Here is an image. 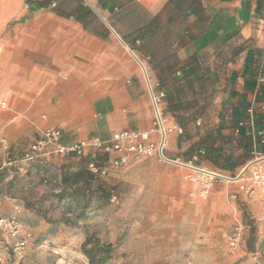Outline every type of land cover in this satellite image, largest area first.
Listing matches in <instances>:
<instances>
[{
    "label": "rangeland",
    "instance_id": "rangeland-1",
    "mask_svg": "<svg viewBox=\"0 0 264 264\" xmlns=\"http://www.w3.org/2000/svg\"><path fill=\"white\" fill-rule=\"evenodd\" d=\"M118 10L111 26L135 53L134 59L130 56L131 61L124 57L126 51L118 39L119 48L69 39L60 44L64 54L37 58L19 54L26 43L0 38V92L9 103L4 114L10 116L11 126L21 127L14 132L18 136L15 141L6 135L0 137L7 141L10 152H3L0 161L15 167L6 174L7 178L35 170L38 185L48 187L59 176L55 167L62 173L65 170L69 178L86 172L84 159L64 158L72 159L68 170L53 162L62 157L43 163L23 160L24 150L45 130L37 129L34 123L30 125L27 112L34 100H61L65 105L77 93L83 97L86 90L98 85L100 94L106 95L119 75V67L136 70L153 109L155 97L165 121L162 102L166 91L174 87L168 66L177 63L170 46L180 40L179 27L175 21L161 17L153 20L135 4ZM62 29L68 35L72 32L69 27ZM107 51L113 56L102 53ZM153 52L160 55L159 63L149 59ZM30 60L40 65L33 72L24 68ZM198 86L200 97L188 109L215 117L217 91L202 82ZM55 89L58 96L52 97ZM181 93L188 98L191 90ZM155 121L154 114V125ZM28 125L34 128L33 132H29ZM183 133L185 140L181 138L180 142H190L181 153L170 151L167 145L165 155L173 163L163 162L158 156H130L126 166L112 169L106 178L86 181L83 176L77 182L68 181L58 192L23 200V207H15L10 214L0 210V221L14 218L20 230L12 236L0 224V264H90L82 251L87 235H94L102 245L111 247L110 254L103 256L105 264H264V209L257 201L232 198L239 188L238 176L207 170L223 178L214 181L207 199H201L191 195L196 187L186 179L189 171L179 165L191 161V166L204 169L207 159L199 151L212 143H222V138L215 133ZM230 148L225 142L219 165L211 162L217 169L225 164L223 158ZM236 226H241V241L232 249L228 236ZM27 234H31L27 246L16 250Z\"/></svg>",
    "mask_w": 264,
    "mask_h": 264
},
{
    "label": "crops",
    "instance_id": "crops-1",
    "mask_svg": "<svg viewBox=\"0 0 264 264\" xmlns=\"http://www.w3.org/2000/svg\"><path fill=\"white\" fill-rule=\"evenodd\" d=\"M134 4L153 18L175 21L181 33V41H174L170 46L177 60L171 75L174 87L166 91L165 96L162 94L164 122L166 128L173 130L167 136L170 151L178 154L183 146L189 145L190 141L180 142L184 139L183 132L218 134L222 143L215 144L214 150L223 147L225 142L231 147L226 156L231 158L234 171L219 170L209 160L205 161L204 169L239 176L251 163L264 157V111L261 109L264 102V0H0V38L26 43L27 47L19 54L37 58L64 54L60 44L69 39L119 48L118 39L126 51L124 57L131 61L130 56L135 57V53L114 31L111 20L119 8ZM61 27H69L72 32L68 35ZM106 27L112 33H108ZM52 41L55 42L53 47ZM90 51L92 53V49ZM102 53L113 56L110 51ZM39 67L31 60L24 66L29 72ZM117 72L119 75L106 95L100 94L98 85L86 90L83 97L78 93L72 96L65 105L61 100H34L27 112L28 122L34 123L37 129L61 128L63 141L68 145L93 136L108 139L126 129L154 130L156 112L138 73L131 67H119ZM198 82L217 91L215 117L185 110L200 97ZM183 90H191L190 97L182 94L176 97L177 92ZM169 93L182 108L174 111L169 108ZM55 96H58L56 89L52 92V97ZM41 116L47 120L43 121ZM9 119L8 114L1 116L0 137L6 135L15 141L18 136L14 132H19L21 127L11 126ZM178 127L182 134L174 131ZM33 130L31 127L29 132ZM152 137L157 139L158 136L153 133ZM71 160L56 158L53 162L68 170ZM11 170L15 167L0 161V210L4 214L23 207V200H34L65 187L62 177L67 172L62 173L56 167L59 176H55V186L48 187L38 185L35 170L28 169L7 178Z\"/></svg>",
    "mask_w": 264,
    "mask_h": 264
},
{
    "label": "built area",
    "instance_id": "built-area-1",
    "mask_svg": "<svg viewBox=\"0 0 264 264\" xmlns=\"http://www.w3.org/2000/svg\"><path fill=\"white\" fill-rule=\"evenodd\" d=\"M153 103L156 112L155 126L157 127L154 130L126 129L114 133L109 141H103L100 137L93 136L68 145L63 141L64 132L61 128H46L39 138L24 150L23 160L25 162L43 163L53 157L85 159L87 160L88 171L96 179L106 178L112 169L126 166L130 156L137 159L158 156L163 162L173 163L165 155L168 145L167 136L173 130L166 128L155 97H153ZM8 109L9 103L0 92V117ZM261 109L264 111V102ZM175 130L182 134L181 128L178 127ZM153 133L157 134V139L152 137ZM3 152L10 154L7 141L0 139V155ZM191 164L179 163L189 171L186 179L196 187L191 195L207 199L214 181L223 177L205 169L193 167ZM237 181L239 188L232 198L242 197L245 200L257 201L264 209V157H260L246 167L237 177ZM114 199L116 197H113ZM0 224H4L12 236L19 234V226L14 218L6 221L1 220ZM241 230V226H236L231 235L228 236L232 249H236L240 244ZM30 238L31 234H27L21 239L16 250H23ZM0 261H2L1 256Z\"/></svg>",
    "mask_w": 264,
    "mask_h": 264
},
{
    "label": "trees",
    "instance_id": "trees-1",
    "mask_svg": "<svg viewBox=\"0 0 264 264\" xmlns=\"http://www.w3.org/2000/svg\"><path fill=\"white\" fill-rule=\"evenodd\" d=\"M156 18L157 17L153 18V20H156ZM149 59H151L152 63H154V62L159 63L160 55L153 52L149 55ZM173 66H174L173 64L168 66V74L170 76L172 75ZM189 83L193 87L192 82H189ZM181 92L182 91L177 92L176 97H180L182 94ZM168 96H169V103L171 102V104L169 105V108L171 110L174 111L175 109H180L183 107L181 105V103L175 102L174 98H172L174 95L172 96V94L169 93V94H167V98H168ZM187 109H188V107L185 108V110H187ZM214 145L215 144L212 143L208 147L201 149L199 151V154L204 155L205 158L207 160L211 161L213 164L219 165V160L221 159V155L223 153V147H218V148H215V150H214ZM223 159H224L225 164L223 166H221V169H228L229 171H234V169L231 167V165H232L231 158L229 159V157L225 155ZM85 164H86L85 165L86 172L85 171L77 172V173L71 175L70 178L63 176V178H62L63 185L68 184V181H70V180H72L73 182H77V180L83 176H86V181L96 179L87 169V160H85ZM110 250H111V247L109 245H106V246L102 245L100 243V240L98 238H96L94 235H87L85 242L83 243V246H82L83 254L88 258L90 264H105V258H103V256L109 255Z\"/></svg>",
    "mask_w": 264,
    "mask_h": 264
},
{
    "label": "bare ground",
    "instance_id": "bare-ground-1",
    "mask_svg": "<svg viewBox=\"0 0 264 264\" xmlns=\"http://www.w3.org/2000/svg\"><path fill=\"white\" fill-rule=\"evenodd\" d=\"M149 88H150V83L148 82ZM151 90V89H150Z\"/></svg>",
    "mask_w": 264,
    "mask_h": 264
}]
</instances>
